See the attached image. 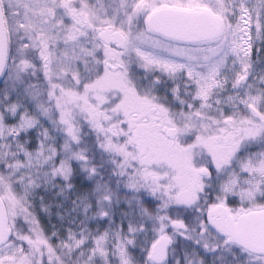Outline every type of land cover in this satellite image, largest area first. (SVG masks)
Returning a JSON list of instances; mask_svg holds the SVG:
<instances>
[{
    "label": "snow or ice",
    "instance_id": "6c2138e0",
    "mask_svg": "<svg viewBox=\"0 0 264 264\" xmlns=\"http://www.w3.org/2000/svg\"><path fill=\"white\" fill-rule=\"evenodd\" d=\"M0 264H264V0H0Z\"/></svg>",
    "mask_w": 264,
    "mask_h": 264
}]
</instances>
